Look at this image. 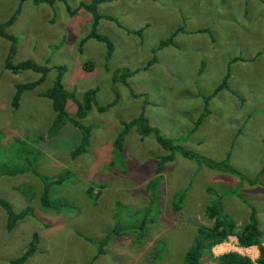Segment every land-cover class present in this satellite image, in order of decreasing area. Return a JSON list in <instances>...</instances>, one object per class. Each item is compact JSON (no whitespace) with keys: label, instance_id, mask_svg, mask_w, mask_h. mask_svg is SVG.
Instances as JSON below:
<instances>
[{"label":"rangeland","instance_id":"obj_1","mask_svg":"<svg viewBox=\"0 0 264 264\" xmlns=\"http://www.w3.org/2000/svg\"><path fill=\"white\" fill-rule=\"evenodd\" d=\"M66 1L75 9L88 0ZM97 10L118 21L102 18L97 26L113 43L108 60L102 41L90 38L79 48L91 28L85 10L71 14L60 0L52 5L0 0V22L18 12L8 28L17 38L13 62L33 59L50 67L45 79L24 91L13 108L16 84L36 80L39 74H14L4 68L11 42L0 36V167L25 168L0 176V198L16 212L32 208L30 216L8 230L0 206V264L20 255L34 232L39 235L37 250L25 264H181L197 227L209 223L206 207L218 201L238 229L254 208L264 244V177L250 185L180 153L166 164L159 212L147 215L143 237L137 238L147 203L146 184L156 158L167 151L153 134L142 137L134 127L121 152L113 153L121 122L144 110L167 139L214 160L224 159L230 150L231 164L245 176H254L264 165V0H113ZM175 30L173 43L158 48ZM151 59L154 62L142 69ZM230 60L234 62L229 66ZM60 65L66 67L62 83L67 92L81 97L95 88L99 105L116 97L107 110L94 106L81 120L92 127L90 144L75 158L71 151L80 132L71 123L49 141L39 139L54 118L51 100L42 93L52 86ZM116 68L139 70L127 79V86L112 83ZM227 68L230 90L221 89L206 102ZM128 87L138 96H131ZM205 106L208 114L192 131ZM66 109L73 116L75 103L68 100ZM230 140L237 146L231 147ZM58 177L61 180L54 183ZM45 181H51L52 207L47 209L40 203ZM185 187L181 209L173 212V196ZM116 224L137 228L111 241L94 258L97 241ZM158 241L164 242L160 255L151 259ZM224 242L228 246L216 245L212 254L236 250L254 260L258 257L256 247H240L230 237ZM207 253L200 264H216Z\"/></svg>","mask_w":264,"mask_h":264},{"label":"trees","instance_id":"obj_2","mask_svg":"<svg viewBox=\"0 0 264 264\" xmlns=\"http://www.w3.org/2000/svg\"><path fill=\"white\" fill-rule=\"evenodd\" d=\"M55 1L56 0H32L34 4L48 3L50 5H52ZM60 1L65 2L66 9L71 14L75 13V11L79 10L80 8L90 14L91 28L90 31L80 40L79 48H81L82 44H84L85 41L90 38H93L97 41H102L105 43L107 48L106 57L108 60L113 51V43L108 36L100 34L97 31V26L100 19L102 18L115 20L116 23H118V21L111 15L100 14L97 8L98 5H100L101 3L113 0H88L87 2L82 1L78 4L75 9H72L66 0ZM17 15L18 12L11 15L9 18H7V20L0 22V36L6 38L11 42L8 54L6 55L4 60V68L10 70L14 74L20 73L25 70H31L38 73L39 77L38 79L33 81H27L16 84L15 93L12 97L11 102L13 108L18 107L22 93L26 90H31L35 88L39 83H41L45 79L47 73L50 70V67L47 64L38 63L33 59H26L17 63L13 62V55L16 51L17 38L14 34L8 31V28L14 23L17 18ZM176 31L177 30L171 33L168 38L161 40L158 45V48L172 44ZM237 59L238 57H235L232 60ZM153 62L154 59H151L147 63V65L142 69L147 68ZM65 68L66 67L63 65L57 66V75L52 86L47 89L44 93H42L43 96L51 100L52 109L54 111V118L47 131L44 134H41L39 136V139L41 141H49L60 132V130L64 127L67 122L71 123V125L73 127H76L80 132V137L78 135L79 141L71 151V156L75 158L78 155L87 151L90 144V132L92 127L91 125L82 124L81 120L87 116L89 111L94 106L100 112L107 110L110 106L116 103V97L111 102L105 105H99L97 104V90L95 88H91L84 91L81 97L76 96L74 92H67L62 83V75L65 71ZM136 70H131L129 68H116L112 72L111 81L113 84L117 83L118 81L128 86L129 84L127 79L132 76ZM228 78L229 68H227L226 73L223 75L221 82L214 88L212 94L208 97H205L206 102L209 100V98H211L212 95L214 96L219 90L229 89L227 83ZM128 89L130 91L131 96H138V94L134 93L130 87H128ZM68 100H72L76 106L75 113L73 116H71L66 109ZM208 110L209 109L207 108V106H205L202 112L197 117L192 131H194L199 126L203 118L208 114ZM121 124L122 129L113 140L114 154L121 152L125 136L134 127L142 137L149 134H153L158 144L167 151L166 154L159 155L156 158L153 176L146 184L147 203L143 209V218L140 224L138 225L141 232L140 234L136 235L137 238L143 237V229L144 226H146L147 224V215H149L152 211L159 212L160 189L163 188V171L166 164L175 159L176 153H180L181 156H184L185 158L190 160H194L210 169H215L217 171L233 174L237 176L241 181H246L250 184H256L257 182H259L261 176L264 174V165L258 172H256L254 177H247L229 162L228 154L224 159L214 160L212 158L199 154L196 151L187 149L181 145L176 144L172 139H167L164 135L159 132L156 127L150 124L149 119L144 114V110L129 121H122ZM10 169L12 168L6 166L0 167V176L13 175L18 173L19 170L22 171L25 168L18 166L15 168L14 171H8ZM60 180L61 178L58 177L53 182H59ZM50 183L51 181H45L42 191L40 193L41 206L46 209L52 207V203L49 198ZM187 190L188 189L185 187L182 191H179L174 194L171 206L173 212L180 211L181 206L187 196ZM222 197L223 196H220L219 200H221ZM0 206L6 212V227L8 230H11L19 220L27 218L28 216H30L29 214L32 213V208H24L23 210L16 212L12 208L11 204L2 198H0ZM117 206L119 207L121 205L117 202ZM224 211L220 201L213 202L212 205H208L206 207L205 216L209 219V223L197 227L193 243L190 248H188L184 253L181 264H200L201 259L203 258L204 251H207V254H211V257L214 262H216V264H264V244L262 241V232L258 227V223L256 220L255 209L251 208L248 221L240 229L237 228L236 222ZM136 228V225H114L112 229L106 232L104 236L99 241H97V253L95 254L94 258L97 257L99 254L103 253L105 250V246H107L111 241L121 236L127 235V231ZM229 236H235L240 246H256L259 251L258 257L255 260H252L248 255L241 254L237 251H228L218 256H214L212 254V248L215 245L226 241ZM83 238L87 241H93L87 236H83ZM38 242L39 235L37 232H34L31 236L30 241L28 242L26 249L17 257L10 259L9 264H25L28 258L36 252ZM160 242L164 244L163 241L157 242L152 251L151 259H155L160 255Z\"/></svg>","mask_w":264,"mask_h":264},{"label":"crops","instance_id":"obj_3","mask_svg":"<svg viewBox=\"0 0 264 264\" xmlns=\"http://www.w3.org/2000/svg\"><path fill=\"white\" fill-rule=\"evenodd\" d=\"M232 62H234V61H232V60H230L229 61V66H230V64L232 63ZM228 66V67H229ZM229 87V86H228ZM226 90H230V88L229 89H226ZM232 93H234L233 91H231ZM199 116V115H198ZM263 147H264V138H263ZM229 143H230V146L231 147H233V146H237L235 143H234V141H232V140H230L229 141ZM242 147H243V145L241 144V141H240V146H239V151H241V149H242ZM239 151H238V153H239ZM228 154V156H229V158H230V150H228L227 152H226V154H225V156ZM240 154V153H239ZM263 156H264V154H263ZM228 158V160H229V162H230V159ZM190 160V159H189ZM232 160L234 161V163L236 164V162H235V160L236 159H234V158H232ZM174 161V160H173ZM173 161H171V162H173ZM171 162H169V163H171ZM231 163V162H230ZM168 164V163H167ZM233 165V164H232ZM234 166V165H233ZM235 167V166H234ZM236 168V167H235ZM165 169H166V166H165V168H164V171H165ZM238 169V168H237ZM261 169V167L258 169V171ZM239 170V169H238ZM164 171H163V174H164ZM257 171V172H258ZM256 174V173H255ZM254 174V175H255ZM252 177H254V176H252ZM262 177H264V174L261 176V178H260V180L262 179ZM260 180H259V182H260ZM259 182H257V183H259ZM248 183V182H247ZM256 183V184H257ZM241 184V182H240V180H239V185ZM250 184V183H249ZM250 185H255V184H250ZM260 185H263V183L262 184H260ZM187 188V187H186ZM188 189V188H187ZM235 189H236V187H235ZM188 191V190H187ZM231 192V191H230ZM254 209V208H253ZM251 212V211H250ZM249 217V216H248ZM231 239H234V241H235V243H238V241L236 242V237H234V236H229ZM228 237V238H229ZM217 245H219V246H221V245H225V246H228V242H223V243H221V244H217ZM239 245V244H238ZM216 246V245H215ZM214 246V247H215ZM240 246V245H239ZM213 247V248H214ZM229 247H230V244H229ZM240 247H243V246H240ZM249 247H256V246H248L247 248H249ZM213 248H212V250H213ZM257 248V247H256ZM230 251H236V250H230ZM226 252H228V251H226ZM238 252V251H237ZM240 253V252H239ZM242 254V253H241ZM100 255V254H99ZM214 255V254H213ZM220 255V254H219ZM246 255V254H245ZM214 256H216V255H214ZM218 256V255H217ZM250 257V256H249ZM251 258V257H250ZM252 260H254L253 258H251Z\"/></svg>","mask_w":264,"mask_h":264}]
</instances>
